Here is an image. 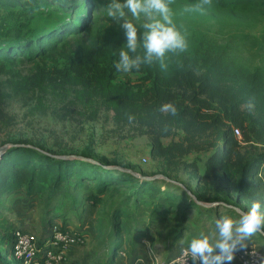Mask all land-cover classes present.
<instances>
[{
	"label": "trees",
	"instance_id": "16d2710c",
	"mask_svg": "<svg viewBox=\"0 0 264 264\" xmlns=\"http://www.w3.org/2000/svg\"><path fill=\"white\" fill-rule=\"evenodd\" d=\"M21 1L0 0V8H5L0 11V72L16 60L58 54L87 23L88 16L69 13L60 18L52 11L20 6ZM87 4L91 6L89 0ZM188 39V51L174 58L166 71L145 65L128 74L117 72L122 46L113 38L107 48L79 44L63 53L62 66L48 68L37 62L28 74L17 72L0 80V146L13 144L0 157V209L6 206L4 199L20 200L25 211L31 203L42 204L45 224L56 217L65 224L79 205L83 211L86 203L94 208L104 198L116 196L110 201L107 237L101 241L109 252L104 264H116L120 249H131L130 262L143 253L140 249L145 251L143 239L152 245V232L147 231L152 225L159 227L162 245L172 248L180 243L176 255L192 238L211 231L219 216L238 219L236 208L247 210L253 199L264 202V72L237 63L228 45L209 36ZM19 96L32 116L48 112L59 120L75 115L95 120L99 109L112 111L116 127L131 126L149 138L154 168L109 157L91 143L75 147L32 131H10L14 119L4 105ZM168 101L176 104V116L158 111ZM129 115L134 116L131 123ZM182 171L195 179V185L180 177ZM155 175L163 177L145 178ZM186 190L200 202L218 204L202 205ZM134 213L137 222L146 220L145 226L138 223L145 231L129 240ZM95 222L98 232L101 221ZM16 228L21 229L0 213V264H19L10 257ZM251 241H264V234L257 233ZM258 249L263 251L260 245ZM90 263L101 262L97 258Z\"/></svg>",
	"mask_w": 264,
	"mask_h": 264
},
{
	"label": "rangeland",
	"instance_id": "374dc122",
	"mask_svg": "<svg viewBox=\"0 0 264 264\" xmlns=\"http://www.w3.org/2000/svg\"><path fill=\"white\" fill-rule=\"evenodd\" d=\"M89 2L91 6L87 4V0H22L20 6L25 4L27 8L32 10L37 7L39 11L41 9L43 12L52 11L55 16L60 18L66 17L69 13L83 19L88 16L87 23L82 32L68 39L58 54H52L48 58L35 61L16 60L13 65L6 66L5 70L0 72V80H5L17 72L28 74L37 62L39 64L44 63L48 68L55 65L62 66L64 63L63 53L71 52L79 44H101V47L107 48L114 38L118 40H114L116 43L123 46L126 40L124 31L120 27L122 21H114L106 16L105 6L108 0H89ZM194 3L196 0H175L174 4L171 5L175 14L174 21L177 25H183L189 36H209L228 45L237 63L248 68L259 67L264 72V0H223L222 5L213 0L212 7L203 14L183 12L185 6ZM4 9L2 6L0 11ZM125 19L132 18L126 16ZM133 22L139 24L141 21ZM4 108L14 119L10 131L26 133L32 131L37 137L42 136L48 141L62 139L75 147L91 143L95 151L109 157L117 155L147 170L154 168L155 161L150 157L149 138L146 135L135 133L131 126L116 127L112 118V111L99 109L95 120L77 115L73 118L59 120L48 112L45 114L37 113L32 116L29 114L27 104L20 96L9 98L5 102ZM1 137L2 133L0 132ZM166 141H169V138ZM180 177L191 185H195V179L190 178L187 172H180ZM86 185L89 187L92 184L87 183ZM87 192L88 189L82 195ZM211 195L212 191L209 193V196ZM82 197H80V201H85ZM115 198L116 196L111 199L104 198L103 202L95 205L94 208L86 203L83 211L79 205L76 213L69 212V219L66 220L65 224L76 229L82 238L74 250L75 262L72 261V264H82V262L97 258L100 259V264H104L105 260L108 259V248H104L101 241L107 237L108 214L112 209V202L110 201H114ZM4 204L6 206L0 209V213L8 223L17 226L20 223L32 224L35 227L36 236L41 234L44 228L49 229V225L43 222L42 204H35L34 208H26V211L23 208V202L18 201L17 203L4 199ZM26 214L28 215L24 216ZM136 216L137 214L134 213L133 219L130 221L129 240L135 233L139 234L144 233L141 231H145L144 228L138 227L140 225L145 226L146 220L137 222L134 219ZM96 219L101 221V224H98L99 227L101 225L98 232ZM55 221L63 223V219L60 217H56ZM158 229V226L152 225L147 231L148 233L152 232L150 237L154 239L150 245L151 248L157 257L161 258L162 255L168 253L170 247L167 248L162 245L161 238L158 237ZM29 231L34 233L33 230ZM46 233L47 231L42 232L40 236ZM254 245L256 247L260 245L264 251V241L258 244L254 243ZM129 252L132 253L129 248L120 249L115 259L116 262H129L132 256Z\"/></svg>",
	"mask_w": 264,
	"mask_h": 264
},
{
	"label": "clouds",
	"instance_id": "9594fccd",
	"mask_svg": "<svg viewBox=\"0 0 264 264\" xmlns=\"http://www.w3.org/2000/svg\"><path fill=\"white\" fill-rule=\"evenodd\" d=\"M175 0H108L105 6L106 16L114 21H122L126 42L120 48L117 72L128 74L139 71L142 66L158 65L166 71L174 58L188 51V31L183 25L174 21L171 7ZM213 5V0H196L185 6V13H201ZM130 16L132 19H125ZM133 21H141L139 24ZM182 67L179 59L175 60ZM254 99V98H253ZM248 107H254L252 99ZM159 112L176 116L177 106L168 101L160 105ZM131 123L134 116L129 115ZM167 127L164 131H167ZM257 233L264 234V202L253 199L250 207L238 211V219L229 215L219 216L214 228L201 232L192 238L186 247L181 248L184 264H232L237 253L252 257V264H264V255L249 251V241ZM190 258V259H189ZM142 264V262H140ZM175 264V262H173Z\"/></svg>",
	"mask_w": 264,
	"mask_h": 264
},
{
	"label": "built area",
	"instance_id": "2783aa9c",
	"mask_svg": "<svg viewBox=\"0 0 264 264\" xmlns=\"http://www.w3.org/2000/svg\"><path fill=\"white\" fill-rule=\"evenodd\" d=\"M234 133L239 134L237 129H234ZM36 238L37 236L30 231L14 229L10 257L19 264H62L66 259L67 250L82 241L81 235L77 231L64 229L57 224L52 225L49 235L43 239ZM251 249L264 255L263 251L255 245L249 246V251ZM140 262L142 264H173V262L184 264V258L181 256L180 248L174 257L162 261L147 244L141 255L126 264H140ZM234 262L236 264H252V257L245 253H237ZM187 264H191V260L187 261Z\"/></svg>",
	"mask_w": 264,
	"mask_h": 264
},
{
	"label": "crops",
	"instance_id": "0c3cea01",
	"mask_svg": "<svg viewBox=\"0 0 264 264\" xmlns=\"http://www.w3.org/2000/svg\"><path fill=\"white\" fill-rule=\"evenodd\" d=\"M12 201H15V200H12ZM20 201V200H19ZM36 204V203H35ZM35 204H32L31 203V205H30V207L29 208H34L33 206L35 205ZM28 214H26V215H24V216H27ZM22 216V215H21ZM61 223V224H60ZM60 223H58L57 221H55V219L52 221V223L49 225V229L46 227V228H44V231H42V232H50L51 231V227H52V225L53 224H57V225H60L62 228H64V229H68V230H70V231H75L76 229H74V228H72V227H70L69 225H67V224H63L62 222H60ZM31 225V226H30ZM30 225H24L23 223H20V224H18V226L19 227H21V228H23V229H25V230H33V232L35 231V227L34 226H32V224H30ZM77 231V230H76ZM42 232H41V234H42ZM34 234H36V232H34ZM40 233L39 234H37V238L38 239H41L44 235H42V236H40L41 235ZM142 242H145V246H144V248L146 247V245L149 243L148 242V240L147 239H143L142 240ZM249 243V246H251V245H254V243H256V241H254V242H248ZM180 243H177L176 245H174V246H172V248H170L169 249V251H168V253L167 254H165L164 256L162 255L161 256V258L160 257H158L160 260H162V261H164V260H167L168 258H171V257H174L175 256V253H176V251L178 250V247L180 246L179 245ZM257 244V243H256ZM149 245H151L150 243H149ZM76 247H77V245L76 246H72V247H70L68 250H67V252H66V259H65V261H64V263H62V264H72L71 262L72 261H74L75 262V260H74V250H76ZM140 251L141 252H144V249H140ZM164 254V253H163ZM73 262V263H74ZM77 262V261H76ZM82 264H91L90 263V261H88V262H82ZM116 264H126V263H123L122 261L120 262V263H117L116 262Z\"/></svg>",
	"mask_w": 264,
	"mask_h": 264
},
{
	"label": "water",
	"instance_id": "95a60500",
	"mask_svg": "<svg viewBox=\"0 0 264 264\" xmlns=\"http://www.w3.org/2000/svg\"><path fill=\"white\" fill-rule=\"evenodd\" d=\"M13 144L11 143H5L3 145L0 146V157L4 154V152L6 151V149L10 146H12ZM56 157H60V158H67V157H72L73 155H54ZM135 175L137 176H140L139 174L133 172ZM157 177H163L162 175H155V176H152V177H145V178H157ZM166 178V177H165ZM167 179V178H166ZM177 184H180L178 182H176ZM188 194H190L195 200V196L189 191V190H186ZM198 203L202 204V205H206V206H212V205H215V204H218V202H212V203H205V202H200L198 200H196ZM237 211H243L239 208H236Z\"/></svg>",
	"mask_w": 264,
	"mask_h": 264
}]
</instances>
